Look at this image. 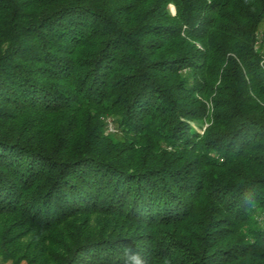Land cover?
Masks as SVG:
<instances>
[{"label": "trees", "instance_id": "1", "mask_svg": "<svg viewBox=\"0 0 264 264\" xmlns=\"http://www.w3.org/2000/svg\"><path fill=\"white\" fill-rule=\"evenodd\" d=\"M23 263L264 264V0H0Z\"/></svg>", "mask_w": 264, "mask_h": 264}, {"label": "built area", "instance_id": "2", "mask_svg": "<svg viewBox=\"0 0 264 264\" xmlns=\"http://www.w3.org/2000/svg\"><path fill=\"white\" fill-rule=\"evenodd\" d=\"M107 129H108V132L109 133L115 132V128H114V125H113L112 122L109 121L108 126H107Z\"/></svg>", "mask_w": 264, "mask_h": 264}, {"label": "rangeland", "instance_id": "3", "mask_svg": "<svg viewBox=\"0 0 264 264\" xmlns=\"http://www.w3.org/2000/svg\"><path fill=\"white\" fill-rule=\"evenodd\" d=\"M171 9H172V11H173V13H174V12H175V11H174V8L172 7ZM23 264H25V263H23Z\"/></svg>", "mask_w": 264, "mask_h": 264}]
</instances>
